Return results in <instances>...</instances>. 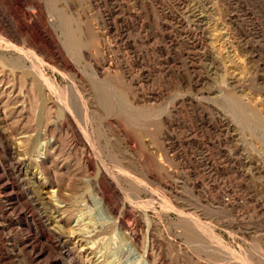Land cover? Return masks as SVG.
<instances>
[{
    "label": "rangeland",
    "instance_id": "obj_1",
    "mask_svg": "<svg viewBox=\"0 0 264 264\" xmlns=\"http://www.w3.org/2000/svg\"><path fill=\"white\" fill-rule=\"evenodd\" d=\"M247 263L264 0H0V264Z\"/></svg>",
    "mask_w": 264,
    "mask_h": 264
},
{
    "label": "bare ground",
    "instance_id": "obj_2",
    "mask_svg": "<svg viewBox=\"0 0 264 264\" xmlns=\"http://www.w3.org/2000/svg\"><path fill=\"white\" fill-rule=\"evenodd\" d=\"M69 33H70V32H69ZM71 34H72V33H71ZM72 37H73V39L75 38V40H76V36L74 37L73 34H72ZM68 39H69V38H68ZM77 39H78V37H77ZM76 41H77V40H76ZM77 42H78V41H77ZM99 89H100V88H99ZM99 89L96 90V91H98V92L100 91V92H101V89H102V88H101L100 90H99ZM103 90H104V89H103ZM107 90H108V89H107ZM107 90H106V91H107ZM104 92H105V91H104ZM104 92H103V94H105ZM96 93H97V92H96ZM99 94H100V93H99ZM103 94L101 93L100 99L102 100V102H103V104H104L105 106H104L103 104H102V105H103L104 107H106V108L108 107L107 109L105 108L106 110H108L113 104H112V102H110V101H111V100H110V96L108 97L107 94H106V95H103ZM98 96H99V95H98ZM101 100H99V101H101ZM113 101H114V100H113ZM235 101H236V100H235ZM102 102H101V103H102ZM241 103H242V102L238 101V99H237V101H236L237 108L241 110V113H242V112L244 113V109H243V106H242ZM111 104H112V105H111ZM113 107H114V105H113ZM113 107H111V108H113ZM247 110H248V109H247ZM109 111H110V109H109ZM111 112H112V111H111ZM245 112H247V111H245ZM248 113H249V110H248ZM249 115H250V114H249ZM100 154H101V153H100ZM255 248H256V247H255ZM247 264H248V263H247Z\"/></svg>",
    "mask_w": 264,
    "mask_h": 264
}]
</instances>
